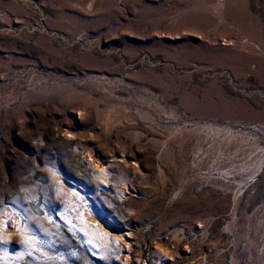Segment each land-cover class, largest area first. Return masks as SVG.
Wrapping results in <instances>:
<instances>
[{"label":"rangeland","instance_id":"rangeland-1","mask_svg":"<svg viewBox=\"0 0 264 264\" xmlns=\"http://www.w3.org/2000/svg\"><path fill=\"white\" fill-rule=\"evenodd\" d=\"M261 158L264 0H0V264H264Z\"/></svg>","mask_w":264,"mask_h":264},{"label":"bare ground","instance_id":"bare-ground-1","mask_svg":"<svg viewBox=\"0 0 264 264\" xmlns=\"http://www.w3.org/2000/svg\"><path fill=\"white\" fill-rule=\"evenodd\" d=\"M91 4V3H90ZM93 4V3H92ZM219 6V5H218ZM90 8V7H89ZM218 11V10H217ZM215 12V11H214ZM216 13V12H215ZM219 13V12H218ZM220 14V13H219ZM6 19V18H5ZM246 40V39H245ZM207 127V126H206ZM211 128V127H210ZM208 129V128H207ZM216 129V128H215ZM230 132V131H229ZM212 133V132H211ZM218 133V132H217ZM215 134V133H214ZM214 136V135H213ZM234 136V135H233ZM234 138V137H233ZM223 139V138H222ZM229 139V138H228ZM231 139V138H230ZM235 139V138H234ZM199 140V139H198ZM206 140V139H205ZM240 140H242V138H240ZM231 141V140H230ZM226 142V141H225ZM228 142V141H227ZM238 142H239V140H238ZM242 142V141H241ZM210 147V146H209ZM201 148V147H200ZM261 148V147H260ZM200 150V149H199ZM262 156V155H261ZM260 156V157H261ZM262 159V158H261ZM213 160V159H212ZM262 160H264V159H262ZM258 162V161H257ZM256 162V163H257ZM260 164H262L263 163V161H261L260 160V162H259ZM99 167H100V165H98ZM89 207V206H88ZM91 209V208H90ZM90 209H87L85 212H84V214L85 215H87V217L91 220V221H93V222H95L99 227H101V228H103V225L100 223V221L98 222V220H96V218H95V216H93V213H92V211L91 212H89L88 210H90ZM201 222V221H200ZM190 226V225H189ZM198 226L199 227H205L202 223H198ZM203 232V231H202ZM109 233L113 236V237H115L116 239H118L119 238V235H118V232L117 231H114L113 230V232L111 231H109ZM202 234V233H201ZM134 235V233H132V232H129V233H127L126 234V237H127V239H133V238H131L132 236ZM121 238V237H120ZM174 238V237H173ZM176 238V237H175ZM174 238V239H175ZM126 241V240H125ZM187 242V241H186ZM126 243V247L127 248H129V246L131 245V242H125ZM164 243V242H163ZM160 244V243H159ZM133 245V244H132ZM138 246V245H137ZM161 246H163V245H161ZM175 246V245H174ZM173 246V247H174ZM159 250H161V252H163L165 255H167V256H169V251H168V248H163V247H159L158 248ZM183 251H185V252H191V247H190V244H187L186 243V246H185V248H184V250ZM137 252V251H136ZM171 255V254H170ZM124 256V261H123V263L122 264H133V260H132V257H131V255L130 254H124L123 255ZM144 264H147V263H144Z\"/></svg>","mask_w":264,"mask_h":264}]
</instances>
